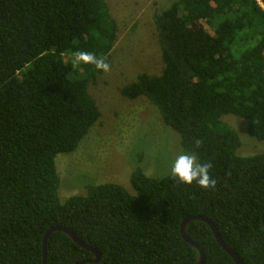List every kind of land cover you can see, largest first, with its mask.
Returning <instances> with one entry per match:
<instances>
[{"label": "trees", "instance_id": "1", "mask_svg": "<svg viewBox=\"0 0 264 264\" xmlns=\"http://www.w3.org/2000/svg\"><path fill=\"white\" fill-rule=\"evenodd\" d=\"M153 21L165 68L121 94L147 99L184 152L212 162L216 188L137 166L134 193L97 184L62 202L56 158L74 153L102 116L88 85L103 73L73 66L72 53L109 62L117 23L107 0H0V264H44L55 228L100 252L86 264H197L181 233L194 216L213 223L243 264H264V152L239 155L240 134L223 120L248 121L247 134L264 141V0H177ZM187 235L204 264H236L206 222H190ZM46 252V264L95 257L62 231Z\"/></svg>", "mask_w": 264, "mask_h": 264}, {"label": "rangeland", "instance_id": "2", "mask_svg": "<svg viewBox=\"0 0 264 264\" xmlns=\"http://www.w3.org/2000/svg\"><path fill=\"white\" fill-rule=\"evenodd\" d=\"M176 1L107 0L118 27V39L109 61L112 71L88 85L102 116L74 153L56 158L62 202L86 195L87 187L97 184H118L134 193L130 178L137 166L147 176L161 178L169 173L176 156L184 152L180 135L165 126L158 110L147 99L129 100L121 94V89L133 83L139 74H162L165 65L153 15ZM223 120L240 134L243 146L239 155L248 157L264 152V141L247 134L248 121L235 116ZM140 155L143 157L138 164Z\"/></svg>", "mask_w": 264, "mask_h": 264}, {"label": "clouds", "instance_id": "3", "mask_svg": "<svg viewBox=\"0 0 264 264\" xmlns=\"http://www.w3.org/2000/svg\"><path fill=\"white\" fill-rule=\"evenodd\" d=\"M72 64L78 67L82 64L92 65L97 72L109 74L112 66L106 57L97 56L94 53L77 50L72 53ZM196 141V145H200ZM212 162H198L194 153L183 152L176 156L170 165L169 175L171 179L178 181L180 184L193 185L194 183L205 190L215 189L217 180L211 175L213 168Z\"/></svg>", "mask_w": 264, "mask_h": 264}, {"label": "water", "instance_id": "4", "mask_svg": "<svg viewBox=\"0 0 264 264\" xmlns=\"http://www.w3.org/2000/svg\"><path fill=\"white\" fill-rule=\"evenodd\" d=\"M204 221L206 222L210 227L211 230L214 233L215 238L217 239L218 243L220 244V246L230 255L232 256V258L234 259L236 264H243L242 260L239 258V256L234 252L233 249H231L221 238L219 232L217 231V229L215 228L214 224L211 223L206 217H202V216H194V217H189L187 218L183 224H182V228H181V233H182V238L188 242L189 244L193 245L200 254L199 260L197 262V264H204L205 262V254L203 252V250L196 244L194 243L187 235V225L192 222V221ZM263 223H264V214H263ZM56 231H62L66 234H68L78 245H80L82 248L88 250L89 252L93 253L95 255L94 259L92 261H83V262H79L77 264H86V263H97L100 261L101 259V254L98 250L84 244L83 242H81L74 231L67 229V228H55L50 230L46 236H45V240H44V264H46V248H47V241L50 237V235Z\"/></svg>", "mask_w": 264, "mask_h": 264}]
</instances>
